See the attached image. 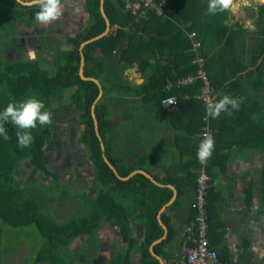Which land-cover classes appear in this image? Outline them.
Segmentation results:
<instances>
[{
  "label": "trees",
  "instance_id": "obj_1",
  "mask_svg": "<svg viewBox=\"0 0 264 264\" xmlns=\"http://www.w3.org/2000/svg\"><path fill=\"white\" fill-rule=\"evenodd\" d=\"M64 1L62 0V4ZM162 1H164L163 15L159 16L155 12H150L148 19L137 20L125 10L121 0H105L104 9L111 22V31L83 48L85 76L99 80L103 87L104 93L95 107V113L102 142L105 145V154L122 177H127L133 171L143 168L145 161V158L141 156L138 159L141 164L136 161L130 167L124 168V166L118 165V162L121 163L122 160L114 157L110 145L109 137L113 132V127L112 121L108 118L109 102L114 100L111 97L113 92L131 94L133 89L127 82L126 72L128 70L137 64L143 69L145 76L148 74L152 76L150 83L145 85L143 101L162 112L169 122L175 124L176 128L184 127L189 133H200L205 125L202 119L206 115V107L202 101L192 97L200 93L203 82L196 79L190 85L173 87L170 90L166 88L168 83H175L178 79L189 76H197L201 69L196 62L199 56L206 60L203 68L208 71L211 84L214 85L216 91L220 86L225 85L231 89L234 87L238 89V82L243 79L241 77L238 78V81H234L233 78L239 72L246 71V66L242 64L240 70H234L219 84L209 71L213 60L223 58L224 54H228L236 64L239 63L234 54L235 42L239 38H243V33H247L248 30L243 29L240 25L237 30H232L225 24L230 16V10L211 15L208 14L209 0H155L156 3ZM82 3L83 11L88 17L86 25L83 30L73 37H68L63 43L67 48L61 51L55 60L57 70L54 75H50L47 70L40 69L36 63L24 60L14 62L0 60V111H3L9 103H19L30 97L42 101L45 110L49 111L56 105H64L67 102L64 99L68 98L73 108L80 112L84 131L78 141L89 156V161L93 166V183L98 188V197L96 196V198H90L84 191L77 196L85 203L84 206L89 213L97 206L96 208L100 207L102 211V219L115 221L121 230L122 242L126 245V250L123 252L118 247L115 248L111 254L110 264H131L135 253L140 255L139 264H160L151 255L149 247L154 241L163 237L164 231L159 225L156 215L169 197L163 199L161 194L153 196V189L158 193L162 190L142 174H136L127 181L119 179L104 160L101 141L96 135L91 115L92 106L99 96L100 89L95 82L81 79L79 72L82 43L104 33L106 21L100 10L101 0H83ZM176 8L178 13L173 14L172 11ZM38 10V7L33 5L23 6L17 0H0V46L11 38L15 39L14 34L18 24L23 27H31L36 23L34 13ZM255 14H257L256 30L254 31L256 47L252 50L249 61L254 63L263 56L257 69L259 70L264 69V3L259 5L257 10L251 9V15ZM177 16H180L181 19ZM195 16L197 18H194ZM177 24L183 26L189 33L195 31V41L201 42L200 53L194 50L191 39L180 36L185 34ZM166 25L176 29L175 33L178 35L176 38L182 45L179 48L176 47L175 40L165 39L167 42H164L162 38H158L163 35L160 29ZM167 48L171 50V54L168 55L170 58L168 64L173 67L163 64L161 68V61L155 59ZM211 49L214 51L212 56L209 54ZM172 57L174 58L171 59ZM152 60H155L154 63ZM110 64L114 67L113 75L109 71ZM251 74L257 76L256 82L259 86L264 85L262 72L255 73L253 71ZM240 87H242L241 84ZM260 94L264 96V92H260ZM260 94L249 96L248 101L253 104L252 112L260 108L263 113L246 116L252 120L250 123L252 131L255 134L260 132L264 135V102L257 101ZM171 95L178 97L179 105L176 109L168 112L162 107L161 102ZM186 95L191 98L185 99ZM57 97H60L59 101H56ZM217 100L215 99V102H218ZM255 114L259 116H255ZM176 117L180 118V123L174 122ZM213 120L217 119L209 117L210 126L214 129ZM184 122H187V126H184ZM5 127L9 138L5 140L3 136H0V255L3 251H13L14 248L22 245L18 236L24 234L25 237L31 235V246L38 250L36 261L43 264H73L65 248L75 242L79 236L80 239H83L82 234L85 232L89 233L90 244H96L98 239L95 233L98 224H82L75 217L64 223L58 222L48 211L47 206L42 207V199L38 198L36 194V191L42 192L41 185L35 186L34 193L37 197L33 198L31 190L28 191L29 187L23 185V178L16 176V172L27 162L31 168L49 174L52 181L58 180L55 171L48 168L45 154V147L52 139L53 124L43 127L38 124L35 129L31 130L34 139L26 148L18 145L17 129L11 123L6 124ZM213 136L218 139L219 133L213 131ZM246 148L264 154V140H254ZM215 153L216 145L212 155L214 156ZM262 172H264V166ZM262 183L264 185V173ZM121 197L123 199L138 198L144 208L143 212H137L144 214L142 216L144 240L140 245L135 244L132 238V224L127 216L128 209L131 212L135 211L139 205L134 206L132 201L131 204L129 202L126 204L129 205L127 207ZM160 197L161 201H159ZM136 201L134 202L136 203ZM208 211L209 238L213 248L219 223L214 221L216 215L211 211L209 204ZM171 235L172 232L165 242L155 247L157 254L161 253L163 244L170 240ZM84 253L87 255L90 252L87 250ZM218 254L221 257L219 252Z\"/></svg>",
  "mask_w": 264,
  "mask_h": 264
},
{
  "label": "crops",
  "instance_id": "obj_2",
  "mask_svg": "<svg viewBox=\"0 0 264 264\" xmlns=\"http://www.w3.org/2000/svg\"><path fill=\"white\" fill-rule=\"evenodd\" d=\"M30 1L32 0L23 2ZM247 8L248 6L246 9ZM255 10H257V8H255ZM239 11L241 10L236 9L233 11L230 9L231 17L229 16L228 21L225 22L232 30H237L239 25L242 26L243 29L248 30L247 33H243V38H239V40L235 42L234 54L239 63L236 64L228 54H224L223 58L219 60L215 58L213 60L212 64L209 66V71L210 74L214 76V80L219 84V82L222 83L223 79L225 80L234 70H240L242 64L245 65L246 71L239 72L237 76L233 78L234 81H238V78L241 77V79H243L238 82V89L237 87L231 89L227 87L228 85H225L220 86L219 90L216 91L214 85L211 84L214 88L216 99L219 100L223 95H229L234 98L242 97L244 102L241 104L239 111H234L231 117L225 116L222 113L220 118L216 121L213 120V124L215 125L214 129L210 127L214 133H219V138H214L216 153L205 163V169L202 168L203 164L197 159L198 146L201 143V132L189 133L184 127L182 129L176 128L175 124L171 123V121L169 122L162 112L154 109L151 104L143 101L145 85L146 83H150L152 76L150 74L145 76L143 74V69L139 67V65L136 64L126 72L127 82L133 89L131 94L117 92L111 94L114 100L109 102L108 118L112 121L113 132L111 135L108 133V135H110V145L114 157L122 160L121 163L118 162V165L127 168L133 165V163L135 164L136 161L138 162L141 156L145 158L143 168L133 171L131 173L132 175L130 174L124 177L125 179L123 180L127 181L136 174H142L156 187L161 188L162 191L159 193L153 189V196L161 194L163 199L169 197L156 215L157 221L164 231L163 237L154 241L149 247L151 255L158 261L159 257L163 261V264L165 261L172 262L180 257L182 245L187 236V229L195 221V213L192 204L196 198L198 179L203 173V170L206 171L210 178L209 189L206 196L207 211L209 204L211 211L216 215L214 221H218L219 223V227L216 230L217 235L214 237L213 241L214 250L220 253V259L223 262L264 264V185L262 183L264 154L257 150L246 148V146H250L254 140H264L263 133L258 132V134H255V132L252 131V124H250L252 120L247 117L248 115L252 116L253 113H263V110H260V108L252 112L251 109L253 104H250L248 101L249 96L252 97L258 93L260 94V92H264V85L259 86L256 82L257 76L251 74L253 71L255 73L262 72V74H264V69L257 70L262 62L263 56L254 63L249 61L252 50L256 47V40L254 38V31L256 28H251L250 24H247L248 22L243 24V21H240L239 17H237ZM172 13L177 14L178 9H174ZM177 17L181 19L180 16ZM194 18H197V16ZM243 18L255 24L257 14L252 16L251 9L249 8L248 14L246 17L243 15ZM177 26H179L185 34L180 36H185L192 40L193 48L195 44H199V47L195 50L200 53L199 49L201 47V42L195 41V31L189 33L183 26H180V24H177ZM160 30L163 35L160 37L158 36V38H162L164 42H167L165 39H168V41L175 40L177 42L175 43L177 48L182 46L180 41L176 38L178 35L175 33V28L166 25ZM170 51V48H167L164 52L157 55L155 60L161 61L160 67L163 66V64L173 67L171 64H168L170 60L168 55L171 54ZM209 54H214L213 49L209 51ZM198 58H200V56L197 57V59ZM202 59L206 61L204 57ZM155 60H152V63H154ZM175 62L176 60L174 63ZM113 68L112 64H110L109 71L111 74ZM204 70L208 74V71L206 69ZM182 79L185 78L178 79L177 81ZM171 84L174 83H168V85ZM240 84L243 88L240 87ZM245 88H248L247 91ZM197 95H193L192 97L196 98ZM185 97V99L191 98L189 95ZM257 101L260 103L264 102V96L260 94ZM66 105H68V103L61 107ZM57 106L60 107L59 105ZM255 116L259 115L255 114ZM148 117H152V119L146 120ZM205 117L206 115L203 117V120ZM174 122L180 123V118H174ZM147 124H150L148 129H146ZM184 126H187V122H184ZM164 127L167 129L166 133L158 131V135L157 133L155 134L156 129ZM68 158L67 160L65 158L67 163L73 161L75 159L74 152L71 157L69 156ZM47 163L48 168L52 171L56 172V168L61 169V163L54 164L51 160L47 161ZM138 163L141 164V162ZM113 167L115 168V166ZM115 170L117 171L116 168ZM136 171L140 172L136 173ZM117 173L119 174L118 171ZM89 197L96 198L94 195H89ZM161 197L159 201L162 200ZM122 200L124 205L128 202L131 204L133 201L134 206L139 205V207H141L135 208V211H132L133 213L129 211V209L127 210V214L130 215L127 216L130 218L132 224V238L135 244L140 245L144 240V224L142 221V216L144 214H139L137 212H143L144 208H142L138 198H122ZM135 200H137L136 203L134 202ZM127 207H129V205ZM84 208L86 207L84 206ZM105 221L110 224H116L115 221ZM117 227L118 226H116V228ZM117 229L122 242L121 230L119 227ZM170 232H172L170 240L163 244L161 253L157 254L155 252V247L165 242ZM89 243H91V238ZM117 247L122 251L119 244L116 242V244L110 248L111 254ZM98 252L97 255L101 256V252L99 254ZM139 261L140 255L135 253L132 262L133 264H139Z\"/></svg>",
  "mask_w": 264,
  "mask_h": 264
},
{
  "label": "rangeland",
  "instance_id": "obj_3",
  "mask_svg": "<svg viewBox=\"0 0 264 264\" xmlns=\"http://www.w3.org/2000/svg\"><path fill=\"white\" fill-rule=\"evenodd\" d=\"M82 2L83 0H65L62 4V18L52 24L41 25L36 22L31 27L17 25L15 39L11 38L0 46V60L5 59L12 62L24 60L36 63L40 69L47 70L50 75H54L57 70L55 60L59 53L66 49L63 43L68 37H73L83 30L86 25L88 17L83 11ZM263 3L264 0H233L231 9L233 11L240 9L241 11L237 14L239 20H242L243 24L248 22L247 24H250L254 29L256 28L255 24L244 19L243 15L246 17L249 8L255 9ZM245 6L248 8L246 9ZM28 51H35L34 59L27 54ZM59 98L57 97L56 101H59ZM64 101H67L65 104L68 103V105L63 107L56 105L49 110L53 114L54 120L53 137L49 145L45 147L46 161L51 160L54 164H62L61 169L56 168L55 174L58 180L52 181L49 174L31 168L27 162L16 172V176L23 178V185L29 187L28 191L31 190L33 198L37 197L34 193L35 186L41 185L42 192L36 191V194L38 198L42 199V207L47 206L48 211L58 222L64 223L75 217L82 224H98L95 233L98 239L96 244L89 243V233L85 232L82 234L83 239H80L79 236L75 242L65 248L73 264H110L112 258L110 248L116 242L122 251L126 250V246L121 242L117 225L102 219L100 207L96 208L97 206H95V209L89 213L84 208L85 203L77 196L82 191L86 192L87 196H97L98 188L93 183V166L85 149L78 143V138L84 131L80 112L73 108L68 98H65ZM150 119L152 117H148L146 120ZM146 127L148 129L150 124H147ZM158 131L166 133L167 129L166 127L156 129L155 134ZM152 132L154 133L153 130ZM73 152L75 159L67 163L65 158L69 159L68 157H71ZM30 236L25 237L24 234L18 236L22 245L14 248L13 251H3L0 255V264H43L36 261L38 250L31 246ZM12 241L15 242V240ZM87 250L90 253L86 255L84 252ZM97 252L98 254L101 252V256H98Z\"/></svg>",
  "mask_w": 264,
  "mask_h": 264
},
{
  "label": "built area",
  "instance_id": "obj_4",
  "mask_svg": "<svg viewBox=\"0 0 264 264\" xmlns=\"http://www.w3.org/2000/svg\"><path fill=\"white\" fill-rule=\"evenodd\" d=\"M124 4L125 10L133 15L135 19H148L150 12H155L157 15H163L164 1L156 3L155 0H121ZM199 47V44L194 45V50ZM197 62L200 65V70L197 76H189L185 79L179 80L174 84L168 85L166 88L170 90L173 87H182L192 84L196 79L203 82L201 93L196 98L203 102L205 107L209 104L215 103L216 95L213 86L209 80L207 72L203 69L204 60L198 58ZM162 107L166 111L176 109L179 105L178 97L175 95L164 98L161 102ZM205 125L200 134L201 141L206 136H211L214 139L213 131L209 124V117L204 118ZM215 141V139H214ZM205 169V163L203 164ZM209 176L205 170L198 179L196 198L192 204L195 213L194 223L188 227L187 236L182 245L180 257L172 262L164 264H237L223 262L217 251L211 247L209 238V223L206 196L209 189Z\"/></svg>",
  "mask_w": 264,
  "mask_h": 264
},
{
  "label": "clouds",
  "instance_id": "obj_5",
  "mask_svg": "<svg viewBox=\"0 0 264 264\" xmlns=\"http://www.w3.org/2000/svg\"><path fill=\"white\" fill-rule=\"evenodd\" d=\"M32 5L38 7L34 13V19L38 24L49 25L62 18V0H32ZM233 6V0H209L208 14L216 15L229 11ZM33 59L35 51L27 53ZM244 102L242 97H231L223 95L218 102L209 104L206 108V118L218 119L221 114L231 117L234 111H239ZM11 123L16 129L18 145L22 148L30 146L33 141L31 130L37 125L50 126L54 123L53 114L45 110L42 101L30 97L19 103H9L3 111H0V136L5 140L9 137L6 134V124ZM215 150V141L211 136H206L198 146L197 159L201 164L206 163Z\"/></svg>",
  "mask_w": 264,
  "mask_h": 264
},
{
  "label": "water",
  "instance_id": "obj_6",
  "mask_svg": "<svg viewBox=\"0 0 264 264\" xmlns=\"http://www.w3.org/2000/svg\"><path fill=\"white\" fill-rule=\"evenodd\" d=\"M19 3H21L22 5H25V6H32V1L30 2H23L21 0H18ZM104 4H105V0H101V7H100V10H101V13L106 21V30L104 33H102L101 35H99L98 37H95L93 39H90V40H87L85 41L84 43H82L81 47H80V53H81V66H80V72H79V75L81 77V79L85 80V81H93L95 82L99 89H100V93H99V96L98 98L95 100L93 106H92V109H91V115H92V118H93V121H94V125H95V132H96V135L97 137L99 138V140L101 141V148H102V151H103V157H104V160L105 162L110 166V168L115 172V174L117 175L118 178L120 179H125L124 177L120 176L117 171L115 170V168L113 167V165L109 162L106 154H105V145L104 143L102 142V137H101V134H100V131H99V127H98V120H97V117H96V113H95V107L97 105V103L99 102V100L102 98L103 96V87L100 83L99 80L95 79V78H88L85 76L84 74V67H85V56H84V53H83V48L91 43V42H94L100 38H102L103 36L107 35L110 31H111V22L110 20L108 19L106 13H105V9H104ZM137 172H140V171H136ZM135 173V172H134ZM132 175V174H131ZM158 242V241H157ZM156 243V242H155ZM154 243V244H155ZM159 261L161 264H163V261L158 257Z\"/></svg>",
  "mask_w": 264,
  "mask_h": 264
},
{
  "label": "bare ground",
  "instance_id": "obj_7",
  "mask_svg": "<svg viewBox=\"0 0 264 264\" xmlns=\"http://www.w3.org/2000/svg\"><path fill=\"white\" fill-rule=\"evenodd\" d=\"M147 29V28H146ZM130 37V36H129ZM191 38V37H190ZM60 41V40H59ZM159 41V40H158ZM217 52V51H216ZM210 58V57H209ZM199 64V63H198ZM117 96V95H116ZM196 117V116H195ZM203 120V119H202ZM89 157V156H88ZM111 158V157H110ZM113 158V157H112ZM115 160V159H114ZM121 161V160H120ZM121 166V165H120ZM38 220V219H37ZM38 224V223H37ZM18 245V244H17Z\"/></svg>",
  "mask_w": 264,
  "mask_h": 264
}]
</instances>
